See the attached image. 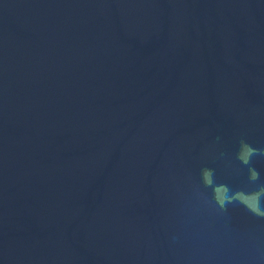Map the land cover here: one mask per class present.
Here are the masks:
<instances>
[{"label":"water","instance_id":"95a60500","mask_svg":"<svg viewBox=\"0 0 264 264\" xmlns=\"http://www.w3.org/2000/svg\"><path fill=\"white\" fill-rule=\"evenodd\" d=\"M56 74L161 264H264V0H0Z\"/></svg>","mask_w":264,"mask_h":264}]
</instances>
